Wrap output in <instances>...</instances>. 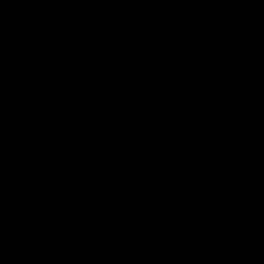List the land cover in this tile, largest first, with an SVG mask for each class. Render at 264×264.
<instances>
[{
    "label": "water",
    "instance_id": "obj_1",
    "mask_svg": "<svg viewBox=\"0 0 264 264\" xmlns=\"http://www.w3.org/2000/svg\"><path fill=\"white\" fill-rule=\"evenodd\" d=\"M0 264H264V0H0Z\"/></svg>",
    "mask_w": 264,
    "mask_h": 264
}]
</instances>
